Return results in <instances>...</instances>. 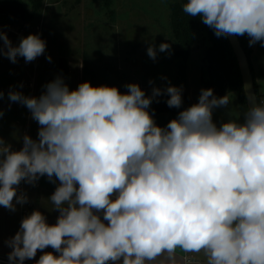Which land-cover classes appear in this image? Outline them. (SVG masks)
Returning a JSON list of instances; mask_svg holds the SVG:
<instances>
[{"label": "clouds", "instance_id": "9594fccd", "mask_svg": "<svg viewBox=\"0 0 264 264\" xmlns=\"http://www.w3.org/2000/svg\"><path fill=\"white\" fill-rule=\"evenodd\" d=\"M182 10L218 38L247 35L250 47H264V0H187ZM171 49L149 44L147 55L156 61ZM45 51L39 34L14 46L0 29V56L12 63ZM43 87L39 97L8 93L39 129L18 151L0 137V206L16 211L28 203L21 183L46 177L59 182L48 198L59 215L55 224L39 210L23 217L6 241L9 264L38 250L36 264H193L178 250L203 252L207 264H264V99L248 93L243 121L236 115L218 126L213 112L232 97L201 89L197 103L161 127L151 104L167 95V106L180 109L182 86L146 95L137 83L122 93L84 81L70 90L58 76Z\"/></svg>", "mask_w": 264, "mask_h": 264}, {"label": "rangeland", "instance_id": "374dc122", "mask_svg": "<svg viewBox=\"0 0 264 264\" xmlns=\"http://www.w3.org/2000/svg\"><path fill=\"white\" fill-rule=\"evenodd\" d=\"M23 5L28 11L32 8L29 0H23ZM0 29L14 46L29 34H39L46 41L45 53L30 63L23 57L12 63L0 56V90L4 93L0 100L3 110L0 137L11 144L13 150L22 147L25 134L37 139L39 125L25 106L10 102V89L39 97L45 90L43 86L59 76L70 90L88 81L93 86H116L123 93L127 91L126 84L137 83L146 95H151L154 86L163 88L170 83L182 86L183 99L192 105L198 102L200 90L209 88L203 82L205 47L199 40L186 62L185 76L180 75L181 66H177L179 61L175 57L178 46L173 38L166 0H111L109 5L96 0H82L80 4L73 0H44L40 12L32 19L0 14ZM245 38L248 41L247 35L243 36L244 42ZM164 42L171 43V54L158 52L153 61L147 55V47L154 44L158 48ZM250 60L264 99V53L259 43ZM150 80L153 84H149ZM228 93L232 97L231 104L213 112L218 126L236 115L241 122L239 95L236 91ZM158 99L159 102L153 101L152 107L166 102L168 97L162 95ZM195 257V264H207L203 252Z\"/></svg>", "mask_w": 264, "mask_h": 264}, {"label": "trees", "instance_id": "16d2710c", "mask_svg": "<svg viewBox=\"0 0 264 264\" xmlns=\"http://www.w3.org/2000/svg\"><path fill=\"white\" fill-rule=\"evenodd\" d=\"M32 8L28 11L23 0L0 1V14H10L16 18L26 20L34 18L41 10L44 0H29ZM76 4H80L82 0H73ZM102 1L109 5L111 0ZM170 9V26L173 38L177 43L175 57L179 61L178 67L181 66L179 72L182 77L186 73V62L197 43L201 41L205 47L204 60L206 62L204 83L214 90V94H223L236 91L239 95L241 122L243 114L248 109L246 96L244 92L242 75L239 63L231 43L227 37H217L213 30L206 26L199 16L189 17L182 10L183 4L187 0H166ZM240 41L249 57L250 50L246 48L243 36H239ZM206 42L208 45H206ZM264 53V47L261 46ZM260 102V100H259ZM191 104L187 99H183L180 109L169 108L166 102L160 103L156 107H152L149 111L153 114L156 123L167 124L170 120L177 117L179 111L189 107ZM41 188L55 190L58 183L53 184L46 177H41L38 181Z\"/></svg>", "mask_w": 264, "mask_h": 264}, {"label": "crops", "instance_id": "0c3cea01", "mask_svg": "<svg viewBox=\"0 0 264 264\" xmlns=\"http://www.w3.org/2000/svg\"><path fill=\"white\" fill-rule=\"evenodd\" d=\"M244 41V40H243ZM245 46L247 49L250 50V54L248 57L249 64L253 73L254 83L257 95L259 97V100H261V94H262V86L258 84V80H256V77L254 75L253 70V64L250 60L251 53L254 52L255 46H248L249 45V39L248 41L245 38ZM57 183H59L57 181ZM53 190L41 188L39 183L37 182L35 186L29 185L24 183L23 187V193H25L28 196V203L24 204L23 206L17 205L16 211L12 212L8 209L0 206V259H3L5 261H8V253L11 251V248L7 246L6 241L13 237L17 231L19 230L20 222L23 217L26 215H29L33 210H39L41 213H43L46 218L47 222L49 224H55L57 221V217L59 215L58 211L53 210V204L48 200V198L53 193ZM44 252H53L54 255H57L51 247H48L43 250ZM43 252L40 250L37 251V255L35 258L26 260L24 264H36V261L39 260L40 255H42ZM181 255H189L193 258V264H195V254H183L180 253L178 250V258ZM0 264H4L1 263ZM151 264H155V262H151Z\"/></svg>", "mask_w": 264, "mask_h": 264}, {"label": "water", "instance_id": "95a60500", "mask_svg": "<svg viewBox=\"0 0 264 264\" xmlns=\"http://www.w3.org/2000/svg\"><path fill=\"white\" fill-rule=\"evenodd\" d=\"M0 1H9V0H0ZM227 38L232 45V48L235 52V55L239 63L247 105L248 107L250 106L248 93L254 94L256 102L259 103V97L256 92L254 78L249 64L248 56L240 41V38L239 36H228Z\"/></svg>", "mask_w": 264, "mask_h": 264}, {"label": "built area", "instance_id": "2783aa9c", "mask_svg": "<svg viewBox=\"0 0 264 264\" xmlns=\"http://www.w3.org/2000/svg\"><path fill=\"white\" fill-rule=\"evenodd\" d=\"M23 187H24V183L22 182L21 185L19 186V191L20 192H23ZM0 262L4 263V264H9V261H5L3 259H0Z\"/></svg>", "mask_w": 264, "mask_h": 264}]
</instances>
